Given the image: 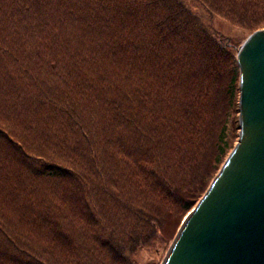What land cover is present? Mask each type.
<instances>
[{"label":"trees","instance_id":"1","mask_svg":"<svg viewBox=\"0 0 264 264\" xmlns=\"http://www.w3.org/2000/svg\"><path fill=\"white\" fill-rule=\"evenodd\" d=\"M215 19L264 0H0V264H138L195 207L238 97Z\"/></svg>","mask_w":264,"mask_h":264},{"label":"water","instance_id":"2","mask_svg":"<svg viewBox=\"0 0 264 264\" xmlns=\"http://www.w3.org/2000/svg\"><path fill=\"white\" fill-rule=\"evenodd\" d=\"M238 142L162 264H264V28L237 50Z\"/></svg>","mask_w":264,"mask_h":264},{"label":"rangeland","instance_id":"3","mask_svg":"<svg viewBox=\"0 0 264 264\" xmlns=\"http://www.w3.org/2000/svg\"><path fill=\"white\" fill-rule=\"evenodd\" d=\"M199 14H201V13H199ZM201 16L204 19H206V17L203 14ZM212 25H213V28L215 29V31L219 32L220 34H222L224 36L234 38V40L241 43L240 46L249 37L246 34H244L242 31L237 30V28L231 26L230 24H228L224 21L218 20V19L213 20ZM237 67H238V65H237ZM238 74H239V69H238ZM222 97H221V99H222ZM237 100H238V97L236 96V97H234V101L230 100V104H229V100L226 102V98L223 97L222 102L220 101V104L217 108L218 114H216V116H219L218 126L220 128L226 129L225 131H226V136H227V140H228V145H229V147H232V148H230L231 150L229 151L228 156L231 153V151L233 150V148L235 147V145L237 144L238 136H239L238 102H237ZM215 154H216V151H213V155H215ZM227 157L222 160V163H220V164L218 163L210 169L208 185L211 184V182L213 181L215 176L218 174L222 165L226 161ZM218 158L219 157L216 156L214 161L216 159L218 160ZM184 218L180 219L179 221L173 220V221L166 222L164 238L161 241H159L158 244H156V246H152L148 249H144V250L140 251L138 253L137 259H136L137 263L138 264H162L170 246L172 245V243H173V241H174V239L178 233V230H179Z\"/></svg>","mask_w":264,"mask_h":264}]
</instances>
